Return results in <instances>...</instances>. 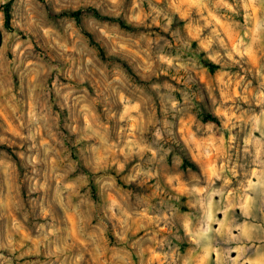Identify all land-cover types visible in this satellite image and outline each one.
I'll use <instances>...</instances> for the list:
<instances>
[{"label": "rangeland", "instance_id": "374dc122", "mask_svg": "<svg viewBox=\"0 0 264 264\" xmlns=\"http://www.w3.org/2000/svg\"><path fill=\"white\" fill-rule=\"evenodd\" d=\"M0 264H264V0H0Z\"/></svg>", "mask_w": 264, "mask_h": 264}, {"label": "trees", "instance_id": "16d2710c", "mask_svg": "<svg viewBox=\"0 0 264 264\" xmlns=\"http://www.w3.org/2000/svg\"><path fill=\"white\" fill-rule=\"evenodd\" d=\"M9 15L8 13H6V20L8 21ZM211 67H214V65H211ZM204 121H210L212 123L218 124L219 121L217 119L216 116L212 115V114H205L204 115Z\"/></svg>", "mask_w": 264, "mask_h": 264}]
</instances>
